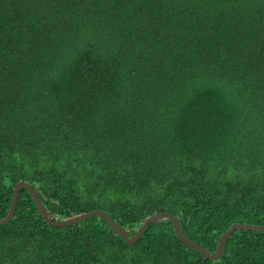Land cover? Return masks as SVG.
<instances>
[{"label":"trees","instance_id":"16d2710c","mask_svg":"<svg viewBox=\"0 0 264 264\" xmlns=\"http://www.w3.org/2000/svg\"><path fill=\"white\" fill-rule=\"evenodd\" d=\"M19 183L211 254L264 225V0H0V219ZM0 264H264V231L206 260L21 189Z\"/></svg>","mask_w":264,"mask_h":264},{"label":"water","instance_id":"95a60500","mask_svg":"<svg viewBox=\"0 0 264 264\" xmlns=\"http://www.w3.org/2000/svg\"><path fill=\"white\" fill-rule=\"evenodd\" d=\"M21 189H26L29 191V193H30L33 201L35 202L37 208L39 209L41 215L43 216V218L46 220V222L50 226L56 227V228L68 227V226H71L73 224H76V223L82 222L84 220H87L89 218H92L94 216H97V217L103 218L122 238L125 239V241L128 244H135L136 242H138V240L142 237L143 233L145 232V230L147 229V227L150 224L160 222L163 220H170L173 223V227H174L175 233L178 236V238L187 247H191V248L198 250L202 254V256L204 258H206V260H218V259H220L228 239L231 237V235L236 230H247V231H253V232L264 231V225H249V224H241V223L240 224H234L229 231L225 232L221 236L219 243H218L217 250L215 251L214 254H211L210 252H208V250H206L201 245L187 239L184 236V234L182 233V229H181L179 219L175 216H172L169 213H160V214H156V215L148 218L145 221V223L143 224V226L137 231V233L133 237H131L129 235L128 230H126L121 225H119L114 220H112L110 218V216L104 211H92L90 213L75 216L73 218L65 219L62 221H52L51 216L49 215V213H48L47 209L45 208L43 202L39 198L37 191L26 183H19L15 186L14 198H13L9 213L5 219H0V225H7L13 219L15 212H16L18 200H19V192Z\"/></svg>","mask_w":264,"mask_h":264}]
</instances>
